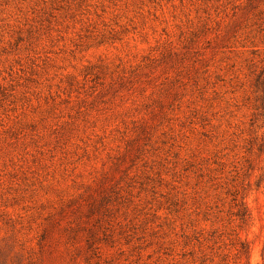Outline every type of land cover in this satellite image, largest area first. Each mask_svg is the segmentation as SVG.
I'll return each instance as SVG.
<instances>
[{
  "label": "rangeland",
  "instance_id": "rangeland-1",
  "mask_svg": "<svg viewBox=\"0 0 264 264\" xmlns=\"http://www.w3.org/2000/svg\"><path fill=\"white\" fill-rule=\"evenodd\" d=\"M0 264H264V0H0Z\"/></svg>",
  "mask_w": 264,
  "mask_h": 264
}]
</instances>
